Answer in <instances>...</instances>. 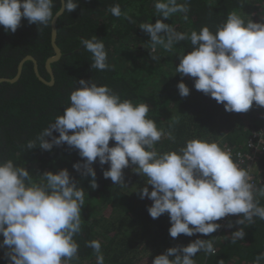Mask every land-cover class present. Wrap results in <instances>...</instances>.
Masks as SVG:
<instances>
[{
  "label": "trees",
  "instance_id": "trees-1",
  "mask_svg": "<svg viewBox=\"0 0 264 264\" xmlns=\"http://www.w3.org/2000/svg\"><path fill=\"white\" fill-rule=\"evenodd\" d=\"M60 7L0 0V77L31 54L50 80ZM57 28L53 85L32 61L0 84V209L32 201L0 264H264V182L222 231L204 215L264 124V0H66Z\"/></svg>",
  "mask_w": 264,
  "mask_h": 264
},
{
  "label": "built area",
  "instance_id": "built-area-1",
  "mask_svg": "<svg viewBox=\"0 0 264 264\" xmlns=\"http://www.w3.org/2000/svg\"><path fill=\"white\" fill-rule=\"evenodd\" d=\"M246 146V150H238L235 153L231 148H225L227 154L235 156L234 166L238 177L233 182L231 191L215 192L211 198L215 201H224L225 205L217 209L204 210L208 228H218V232L240 216L241 207L249 194L258 191L264 182L259 168L260 160L264 156V124L252 131ZM211 251L216 252L215 248H211Z\"/></svg>",
  "mask_w": 264,
  "mask_h": 264
},
{
  "label": "water",
  "instance_id": "water-1",
  "mask_svg": "<svg viewBox=\"0 0 264 264\" xmlns=\"http://www.w3.org/2000/svg\"><path fill=\"white\" fill-rule=\"evenodd\" d=\"M60 1H61V7L57 11V13L54 15V17L52 18V22H51V29H52L51 42H52V46L54 49V55L49 56L45 62V69L47 73L50 75V80H47L40 73L38 60L33 55L27 54L18 64L16 75L14 77H0V84L4 82L14 83L17 80H19L22 74V71H23V65L26 61H32L34 72L36 76L39 78V80H41L47 85H53L55 83V73H54L52 64L58 61L64 55L61 48L58 46V43H57V37H58L57 21L66 9V0H60ZM2 199L3 198H0V200ZM17 203H22L24 207L21 210H13L12 209L13 205ZM30 207H31V201L29 200H24V199L13 200L6 207H4L3 209H0V222L10 217L13 214H22L24 212H27L30 210Z\"/></svg>",
  "mask_w": 264,
  "mask_h": 264
},
{
  "label": "rangeland",
  "instance_id": "rangeland-1",
  "mask_svg": "<svg viewBox=\"0 0 264 264\" xmlns=\"http://www.w3.org/2000/svg\"><path fill=\"white\" fill-rule=\"evenodd\" d=\"M171 31H172V29H171ZM160 34L163 35V32H160ZM161 35H160V36H161ZM85 123H86V122H85ZM83 124H84V123H83ZM83 124H81V127L83 126ZM90 130H91V131H90V134H92V133H96V132H97V133H99V135H100V134L102 133V132L99 131L97 125H95L94 128H93V129H90ZM31 203H32V201H31Z\"/></svg>",
  "mask_w": 264,
  "mask_h": 264
},
{
  "label": "flooded vegetation",
  "instance_id": "flooded-vegetation-1",
  "mask_svg": "<svg viewBox=\"0 0 264 264\" xmlns=\"http://www.w3.org/2000/svg\"><path fill=\"white\" fill-rule=\"evenodd\" d=\"M23 205V204H22ZM14 206V205H13ZM6 207V206H5ZM23 207H24V205H23ZM13 208V207H12Z\"/></svg>",
  "mask_w": 264,
  "mask_h": 264
}]
</instances>
